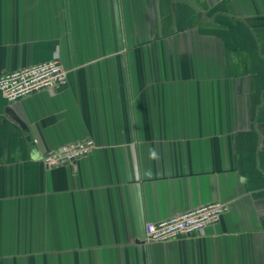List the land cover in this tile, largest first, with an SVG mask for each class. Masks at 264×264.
Wrapping results in <instances>:
<instances>
[{"label": "crops", "instance_id": "0c3cea01", "mask_svg": "<svg viewBox=\"0 0 264 264\" xmlns=\"http://www.w3.org/2000/svg\"><path fill=\"white\" fill-rule=\"evenodd\" d=\"M55 54L64 85L0 92V264H264V0H0V73ZM213 201L202 235L145 240Z\"/></svg>", "mask_w": 264, "mask_h": 264}, {"label": "built area", "instance_id": "2783aa9c", "mask_svg": "<svg viewBox=\"0 0 264 264\" xmlns=\"http://www.w3.org/2000/svg\"><path fill=\"white\" fill-rule=\"evenodd\" d=\"M67 81V71L58 56L23 67L0 73V92L8 103L15 102L32 93L42 90H55ZM95 148L89 138L61 144L41 154V161L46 166L74 163L88 155ZM228 204L213 201L169 218L149 221L145 224V240L166 242L179 237L202 235L205 229L217 223L228 211Z\"/></svg>", "mask_w": 264, "mask_h": 264}, {"label": "water", "instance_id": "95a60500", "mask_svg": "<svg viewBox=\"0 0 264 264\" xmlns=\"http://www.w3.org/2000/svg\"><path fill=\"white\" fill-rule=\"evenodd\" d=\"M6 112L9 114V116L15 121L17 122V124H19L22 128H25L26 125L25 123L20 119L18 118L14 113L13 111L10 109V108H6ZM40 157V156H39Z\"/></svg>", "mask_w": 264, "mask_h": 264}]
</instances>
